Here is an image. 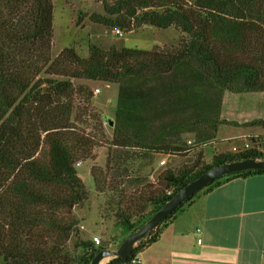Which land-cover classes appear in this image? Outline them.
I'll return each instance as SVG.
<instances>
[{"label": "trees", "instance_id": "obj_1", "mask_svg": "<svg viewBox=\"0 0 264 264\" xmlns=\"http://www.w3.org/2000/svg\"><path fill=\"white\" fill-rule=\"evenodd\" d=\"M95 1L103 14L88 17L94 24L123 34L145 27L173 28L183 36L175 45L151 51L103 50L88 43L85 58L63 48L51 59V0H0L3 264H89L105 249L91 240L80 241L76 234L72 209L86 199V191L74 165L91 160L104 136L89 105L91 91L74 87L71 80L117 87L105 171L89 169L100 193L111 185L105 179L113 163L110 151L174 155L183 134L193 135L194 144L214 139L223 123L217 118L223 91L264 93V0ZM252 124L264 126V121ZM243 159L264 160V153L251 147L213 154L208 164L196 159L174 171L164 169L153 183L143 182L127 196L119 191L113 227L127 236L206 170ZM256 174L264 170L230 173L208 183L138 240L129 258H112L106 264H131L198 196L229 179ZM70 237L78 254L66 249Z\"/></svg>", "mask_w": 264, "mask_h": 264}, {"label": "rangeland", "instance_id": "obj_2", "mask_svg": "<svg viewBox=\"0 0 264 264\" xmlns=\"http://www.w3.org/2000/svg\"><path fill=\"white\" fill-rule=\"evenodd\" d=\"M51 2L53 6L51 59H54L63 48H72L79 57L85 58L88 43L103 50L126 48L151 51L163 45H175L183 36L173 28L156 30L151 27L140 28L127 34L119 31V34H116L115 30L89 21L90 15L103 14L101 5L95 0H51ZM186 2L191 3L192 0H186ZM176 34H178L177 37ZM39 77L45 76L39 75ZM71 83L74 87L85 86L91 91L92 98L89 105L99 118L104 136L102 143L94 148L91 160L74 165L77 176L86 191V199L72 209V214L78 220L76 234L80 241L91 240L95 236L100 240L99 246L115 250L121 239L126 237L120 235L119 231L113 227L112 213L117 208L116 202L120 198L119 191L120 194L127 196L139 184L153 183L156 176L164 169L174 171L184 165L192 164L196 159L208 164L212 155L217 154L213 152L212 147H217V152L222 151L221 153H234L256 147L264 153V126L252 124L254 121H264V93L233 94L223 91L217 117L223 123L216 136V145H213L212 140L194 144V136L189 137L188 134H183L180 137L179 152L170 156L128 150L122 155H116L110 151L109 159L113 163H110L111 170L107 172L105 179L109 180L111 185L101 193L96 192L89 169L93 166L102 172L105 171L107 144L111 139L110 125L114 118L117 87L113 84L85 80H71ZM78 126L85 131H90V128L84 124ZM202 132L201 129L198 130L199 136ZM207 132L210 133L209 128ZM243 132H249V137L236 140L228 138ZM202 135L204 133L201 137ZM221 136H224L226 140L219 141ZM188 140H190L189 144ZM149 209V206L146 207L145 212ZM167 240L169 237L166 233L159 243H154L143 254L137 255V258L140 259L143 256L144 264H154L158 261V256L162 259L168 258ZM74 242L75 238L70 237L66 243V249L71 254H78L79 250L73 249ZM108 261L106 260L103 264ZM0 264H3L1 259Z\"/></svg>", "mask_w": 264, "mask_h": 264}, {"label": "crops", "instance_id": "obj_3", "mask_svg": "<svg viewBox=\"0 0 264 264\" xmlns=\"http://www.w3.org/2000/svg\"><path fill=\"white\" fill-rule=\"evenodd\" d=\"M249 134L228 138L244 139ZM224 136L219 141L226 140ZM166 233L168 258L158 256L154 264H264V174L232 178L198 196L163 229L155 243ZM143 262V256L135 257L134 264Z\"/></svg>", "mask_w": 264, "mask_h": 264}, {"label": "water", "instance_id": "obj_4", "mask_svg": "<svg viewBox=\"0 0 264 264\" xmlns=\"http://www.w3.org/2000/svg\"><path fill=\"white\" fill-rule=\"evenodd\" d=\"M248 170H264V160L243 159L223 163L214 166L194 180L181 187L168 201L156 210L138 229L129 233L116 247L115 250L100 249L89 261V264H100L103 259L110 260L119 258L125 260L130 257L135 243L140 240L147 232L158 225L165 217L177 209L187 198L205 187L215 179L224 177L230 173H238Z\"/></svg>", "mask_w": 264, "mask_h": 264}, {"label": "built area", "instance_id": "obj_5", "mask_svg": "<svg viewBox=\"0 0 264 264\" xmlns=\"http://www.w3.org/2000/svg\"><path fill=\"white\" fill-rule=\"evenodd\" d=\"M114 33L119 34V31L115 30ZM94 92H97V90H94ZM187 143L189 144L190 142L188 141ZM245 148H247V146H245ZM161 163H163V162H161ZM91 241L94 243V245H99V244H100V240H99V238H97V237H95V236H93V237L91 238ZM197 243H199V240H197ZM263 257H264V256H263ZM131 263L134 264L135 261H131Z\"/></svg>", "mask_w": 264, "mask_h": 264}, {"label": "bare ground", "instance_id": "obj_6", "mask_svg": "<svg viewBox=\"0 0 264 264\" xmlns=\"http://www.w3.org/2000/svg\"><path fill=\"white\" fill-rule=\"evenodd\" d=\"M106 260H107V259H103V260L100 262V264H103Z\"/></svg>", "mask_w": 264, "mask_h": 264}]
</instances>
